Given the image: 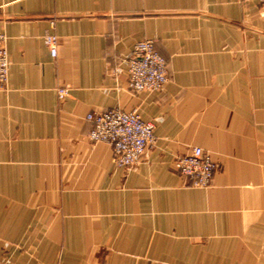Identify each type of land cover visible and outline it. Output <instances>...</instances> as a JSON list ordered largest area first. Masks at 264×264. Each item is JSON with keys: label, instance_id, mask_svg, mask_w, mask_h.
<instances>
[{"label": "crops", "instance_id": "0c3cea01", "mask_svg": "<svg viewBox=\"0 0 264 264\" xmlns=\"http://www.w3.org/2000/svg\"><path fill=\"white\" fill-rule=\"evenodd\" d=\"M0 34V264H264L256 0H0ZM148 39L167 82L134 92L126 62ZM114 109L154 124L130 170L88 139L86 116ZM194 147L217 164L203 189L172 170Z\"/></svg>", "mask_w": 264, "mask_h": 264}, {"label": "built area", "instance_id": "2783aa9c", "mask_svg": "<svg viewBox=\"0 0 264 264\" xmlns=\"http://www.w3.org/2000/svg\"><path fill=\"white\" fill-rule=\"evenodd\" d=\"M264 20V0H256ZM44 45L54 58L57 53V37L45 34ZM5 37L0 34V87L4 88L8 77V59L4 47ZM120 73V69L115 70ZM129 87L134 92L159 91L167 82V65L154 48L152 40L135 44L131 57L126 62ZM68 95L67 88L57 89V98L62 101ZM86 120L92 124L88 139L93 143L108 145L112 162L120 169H133L146 156L155 143L154 124L145 122L136 111L107 110L89 113ZM172 170L187 181L192 188L203 189L210 185L217 164L201 148L194 147L184 156L173 160Z\"/></svg>", "mask_w": 264, "mask_h": 264}, {"label": "rangeland", "instance_id": "374dc122", "mask_svg": "<svg viewBox=\"0 0 264 264\" xmlns=\"http://www.w3.org/2000/svg\"><path fill=\"white\" fill-rule=\"evenodd\" d=\"M122 111V110H121Z\"/></svg>", "mask_w": 264, "mask_h": 264}]
</instances>
